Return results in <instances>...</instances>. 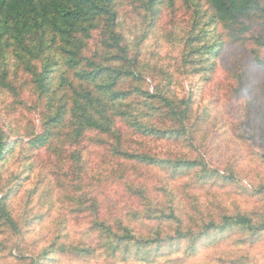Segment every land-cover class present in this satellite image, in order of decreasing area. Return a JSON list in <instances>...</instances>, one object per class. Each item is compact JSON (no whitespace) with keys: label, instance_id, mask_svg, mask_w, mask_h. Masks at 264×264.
Returning a JSON list of instances; mask_svg holds the SVG:
<instances>
[{"label":"rangeland","instance_id":"374dc122","mask_svg":"<svg viewBox=\"0 0 264 264\" xmlns=\"http://www.w3.org/2000/svg\"><path fill=\"white\" fill-rule=\"evenodd\" d=\"M140 6L138 2L120 1L117 24L125 43L138 53L145 88L151 93L156 84L166 83L178 100L191 99L193 115L203 121L196 126L195 149L141 142L129 136L135 151L146 150L159 157H191L199 163L192 170L175 173L144 168L129 182L148 188L149 194L164 205L176 206L184 225L192 228L195 236L210 222L216 228L207 234L208 240L194 244L193 253V243L188 239L157 251L156 245L142 244L129 248L127 262L116 264H264V230L254 232L230 225L222 228L221 223L224 216L238 215L252 226L264 220V68L256 67L251 60L249 45L230 42L205 0H157L154 13ZM256 22L252 19L249 24ZM98 35L93 32L88 41V57L99 52ZM189 47H197L192 55ZM210 49L214 56L207 54ZM260 57L264 59V54ZM6 64L4 68L0 62V131L10 148L5 161L0 162V200L8 195V211L19 231L0 226V264H28L42 259L43 253L47 258L37 264L114 263L105 251L97 249V238L89 234L90 222L72 211L74 203L63 193L74 192L73 198L83 192L99 197L100 187L106 193L100 198L117 203L121 210H142L145 201L137 204L128 197L122 182L102 172L99 145L87 139L76 147L84 159L77 169L67 160L47 156L43 148H30L28 139L22 136L28 125L31 134L41 131L45 97L38 96L30 74L10 58ZM61 71H52V81ZM4 73L9 75L2 83ZM128 84L125 82L126 87ZM4 85L7 88H2ZM239 85L242 91L236 99L233 90ZM238 109L243 113L237 114ZM244 121L251 140L238 137L236 127ZM90 137L99 139L93 133ZM76 177L79 185L69 182ZM53 178L65 183L64 192ZM99 179L105 180L100 186ZM154 224L142 221L135 225V237L148 238L146 227ZM172 231L165 234L172 236ZM80 246L83 250L88 246L95 249L77 257L73 249ZM177 258L179 263H170Z\"/></svg>","mask_w":264,"mask_h":264},{"label":"trees","instance_id":"16d2710c","mask_svg":"<svg viewBox=\"0 0 264 264\" xmlns=\"http://www.w3.org/2000/svg\"><path fill=\"white\" fill-rule=\"evenodd\" d=\"M120 1L141 3L138 8L151 13H154L157 3V0H0L1 65L6 68L5 63L10 58L16 67L33 77V87L46 101L44 115H40L43 118L39 126L41 131L37 135L31 134L28 125L22 138L28 139L30 148H43L47 156L67 160L76 169L81 162L84 163L76 147L85 139L92 145H99L102 172L122 182L128 197L134 198L137 204L145 201L142 210L130 207L121 210L117 209V203L100 198V194H106L100 187L99 197L83 192L73 198L74 192H64L65 183L52 179L60 192L70 196L65 198L74 203L72 211L90 222L89 234L97 238V249L105 251L113 259L112 264L127 262L129 248L142 244L156 245L154 251H157L158 248L169 247L174 241L179 244L188 239L193 243L190 251L193 253L194 244L201 239L208 240L207 234L216 228L210 222L200 235L195 236L193 229L184 225L176 206L172 203L164 205L149 194L148 188L129 182L144 168L175 173L189 171L199 165L191 157H159L146 150L135 151L129 136L137 137L141 142L171 143L195 149L196 126L203 119L199 122L193 115L190 98L178 100L166 83L156 84L151 93L145 88L142 67H138V53L128 47L118 29ZM205 1L216 20L223 24L230 42L249 45L251 60L256 67L264 68V59L260 57V53L264 54V0ZM252 19L258 22L249 24ZM93 32H99V52L88 57L86 49ZM195 48L189 47L191 55ZM210 50L207 54L214 56L215 52ZM55 70L62 71L56 73L58 77L52 81V71ZM8 75H2V83L3 80L6 82ZM125 82L129 83L127 87ZM2 88H7V85ZM9 90L14 89L9 85ZM241 91V85L233 90L236 99L240 98ZM236 113L243 112L238 109ZM239 125L236 127L240 133L238 137L251 140L253 136L248 133L246 122ZM91 133L98 135L99 139L91 138ZM3 135L0 131L1 163L10 148ZM18 144L16 141L15 145ZM70 147L73 149L68 150ZM104 181L99 179V186ZM69 182L79 185L77 177ZM7 198L8 195L4 194L0 200V226L5 225L16 233L18 228L8 211ZM142 221L155 222L153 226L146 227L148 238L140 235L136 238L134 235V226ZM221 223L222 228L230 225L254 232L264 230V220L261 225L252 226L240 215L224 216ZM165 231H172L173 235L165 234ZM83 248L73 249L77 257L95 249L91 246ZM41 256L45 259L48 254ZM43 258L28 264H37ZM180 261L177 258L170 263Z\"/></svg>","mask_w":264,"mask_h":264}]
</instances>
